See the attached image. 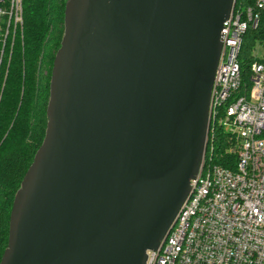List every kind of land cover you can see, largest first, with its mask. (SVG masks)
Wrapping results in <instances>:
<instances>
[{"label": "water", "instance_id": "obj_1", "mask_svg": "<svg viewBox=\"0 0 264 264\" xmlns=\"http://www.w3.org/2000/svg\"><path fill=\"white\" fill-rule=\"evenodd\" d=\"M236 0H67L46 128L0 264H145L201 169Z\"/></svg>", "mask_w": 264, "mask_h": 264}, {"label": "built area", "instance_id": "obj_2", "mask_svg": "<svg viewBox=\"0 0 264 264\" xmlns=\"http://www.w3.org/2000/svg\"><path fill=\"white\" fill-rule=\"evenodd\" d=\"M263 15L264 0L237 9L235 3L222 24L209 132L217 127L230 136L225 165L213 163L212 133L207 162L204 157L187 199L159 248L147 250L145 264H264V38L255 42L250 63L240 61L243 36ZM21 24L22 0H8L7 8L0 7V67L6 39Z\"/></svg>", "mask_w": 264, "mask_h": 264}, {"label": "trees", "instance_id": "obj_3", "mask_svg": "<svg viewBox=\"0 0 264 264\" xmlns=\"http://www.w3.org/2000/svg\"><path fill=\"white\" fill-rule=\"evenodd\" d=\"M67 0H22V24L6 39L0 67V259L7 244L10 210L15 191L40 147L46 128V105L55 53L63 35ZM254 0H236L249 7ZM7 8L8 0H0ZM264 38V15L256 29L249 27L241 52L252 61L255 42ZM208 134L207 162L214 133V164L225 165L228 133L214 127ZM232 158H228L230 161Z\"/></svg>", "mask_w": 264, "mask_h": 264}, {"label": "rangeland", "instance_id": "obj_4", "mask_svg": "<svg viewBox=\"0 0 264 264\" xmlns=\"http://www.w3.org/2000/svg\"><path fill=\"white\" fill-rule=\"evenodd\" d=\"M240 61L245 64L244 66H246V60H245L243 55L240 56ZM225 130H226V128H225Z\"/></svg>", "mask_w": 264, "mask_h": 264}]
</instances>
